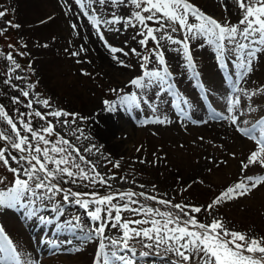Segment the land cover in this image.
Returning a JSON list of instances; mask_svg holds the SVG:
<instances>
[{
	"label": "rangeland",
	"instance_id": "rangeland-1",
	"mask_svg": "<svg viewBox=\"0 0 264 264\" xmlns=\"http://www.w3.org/2000/svg\"><path fill=\"white\" fill-rule=\"evenodd\" d=\"M190 2L222 24H237L242 16L236 0ZM92 7L97 15L105 19L110 18L113 11L121 16L135 11L130 4L116 8L110 4L102 6L94 3ZM0 11L5 13L0 17V70L8 78L11 76L12 91L21 94L18 89L28 90L34 101L33 109L41 112L64 110L76 113L74 124L71 123V116L66 118L69 120L68 126L62 123L65 117H61L59 122L55 117H49V120L56 125V131L60 135L80 149L81 154L95 165L102 176L115 177L109 180L110 188L100 184L91 186L86 182L65 184L63 180L57 181L63 188L69 187L72 191L81 193L98 192L101 195L110 192H144L159 199L170 200L172 204L205 206L244 175H264V168L259 165L250 166L246 173L241 172V161H246L256 149V144L251 141L246 146L243 136L234 126L231 128L235 136L230 139L195 130L201 126L198 125L200 122L206 126L219 121L231 124L230 120L218 117L229 115L228 103L234 96L240 98L236 111L237 114L243 113L240 115L241 121L247 120L252 124L264 117V92L249 99L238 90L251 92L264 88V55L254 62L253 71L248 76L239 79L240 69L233 56L226 52L228 66L222 67L215 47L203 37L189 39L194 69L187 67L180 45L162 40L161 46L171 73L169 82L173 89L170 94L161 92L156 87L140 90L130 84L132 79L142 75V61L131 49L135 48L141 55L148 54L139 44V27L124 29L122 25L113 26L121 28L118 32L104 29L108 43L128 53L127 56L122 53L115 54L124 61L122 66L112 59L113 54L98 38L95 28L84 16L76 0H0ZM189 22L197 21L189 17ZM73 24L77 26L75 29ZM175 27L177 31L171 32L168 29L169 33L175 39L182 40L185 33L179 30L178 25ZM81 46L87 51L81 52ZM154 47L155 43L149 40L148 49ZM73 52L80 54L73 56ZM8 54L20 65L15 71H11L15 66L7 59ZM158 67L152 58L148 68ZM17 76L23 79L17 80ZM29 85L35 87L29 88ZM112 89L120 91L113 92ZM211 91L214 94L219 92L210 100L208 98ZM133 93L142 100L146 99L148 103L142 102L139 109L128 111L119 104L120 96ZM37 95L40 100H49L51 107L45 108L35 103ZM178 97L187 99L188 105L183 106ZM4 98L5 100L0 97V105L5 107L6 102L10 106L13 96L5 95ZM104 101L116 104L117 110L107 111ZM26 105L27 103H23L18 111H32ZM153 105L156 111H153ZM182 107L184 111H181ZM250 107L255 111H249ZM6 111L13 119L19 118L9 110ZM104 112H108L112 121L120 125H116L118 134L114 138L115 147H110L99 133L103 127L100 121ZM213 113L217 116L214 117ZM158 119L166 122L157 123ZM32 124L34 128L46 126L45 121L35 117L32 118ZM21 131L22 134H27ZM92 145L96 147L91 152L85 151ZM5 146V142L0 141V147ZM9 151L12 155H19L10 147ZM205 161L209 163L204 165ZM116 162H119L118 168L113 166ZM12 166L18 165L12 163ZM219 166L221 169L229 167L232 171L228 172L229 180L215 176L214 169ZM194 172H200V175ZM170 173L175 177H171ZM190 174H194L192 182L187 183ZM0 177L5 178L4 184H0V190L11 187L13 174L2 164ZM258 194L264 195V186L248 196L217 206L211 215L207 212L194 215L203 217L206 224L216 217L232 231L261 239L264 238V207L254 209L252 204ZM148 201L143 204L151 207L166 206ZM54 206L63 209L62 217L54 210ZM33 207L35 213L30 215ZM124 216L127 219L140 218L129 213H124ZM76 217H79V226H74ZM0 226L5 229V234L19 254L20 264H93L99 244V239L94 234L91 239H87L94 223L87 217L85 210L78 205L65 203L63 193L57 194L52 200H37L35 205H29V210L21 207L0 208ZM105 234L118 238L121 233L118 228L113 229L109 225ZM55 240H59V243L50 246V242ZM145 242H132L137 252L136 264H172L178 261V257L165 252L163 247L159 250L153 248L154 252L141 257L140 243ZM157 251L160 255L156 254ZM5 256L6 253H0V260Z\"/></svg>",
	"mask_w": 264,
	"mask_h": 264
},
{
	"label": "snow or ice",
	"instance_id": "snow-or-ice-1",
	"mask_svg": "<svg viewBox=\"0 0 264 264\" xmlns=\"http://www.w3.org/2000/svg\"><path fill=\"white\" fill-rule=\"evenodd\" d=\"M236 2L242 16L239 22L233 25L227 22L220 23L202 12L190 0H76L84 16L95 28L98 38L113 54L112 59L122 66H124V61L115 54L122 53L127 56L128 53L122 48L110 45L105 38L104 29L121 31V28L113 27L115 25H122L124 29L128 27L140 28L139 44L148 51V54L141 55L135 48L131 49V52L142 61L140 64L142 75L132 79L130 84L140 90L156 87L159 91L169 94L173 85L169 82L171 73L165 59V51L161 46L162 40L181 46L187 60V67L195 68L189 39L203 37L207 43L215 47L218 62L222 67L228 66L226 52L233 56L236 66L240 69L239 79H243L253 71L254 62L264 55V0H236ZM94 3L102 6L110 4L116 8L130 4L135 11L125 16L117 15L113 11L112 16L105 19L96 14L95 8L92 7ZM4 15L5 13L0 11V17ZM189 17L194 18L197 22L190 23ZM153 25H158V27ZM176 25L179 26V30L185 33L182 40L175 39L168 31L170 29L171 32H176ZM12 26L18 27V25ZM72 27L75 29L77 26L73 24ZM158 33L162 34L158 36ZM133 38L135 39V37ZM149 40L155 43V47L150 50L148 49ZM80 51L84 52L87 49L81 46ZM79 54L80 52L72 53L73 56H79ZM152 58L159 65L158 68H148ZM7 59L15 66L11 71L20 67L11 54H8ZM85 74L87 75V73ZM196 75L199 74L196 73ZM16 79L23 78L17 76ZM5 83L11 84V76L5 80ZM12 87L17 86L12 85ZM28 87L34 88L35 86L29 85ZM18 90L28 101L26 107L32 111L20 113L18 119H13L5 107L0 105V120L10 127L15 137L0 132V141H4L6 144L5 147H0V164L14 177L11 187L0 190V208L21 207L29 210V205H35L37 200L41 202L45 199L52 200L57 194L63 193L65 203L78 205L84 209L87 217L94 223L91 234L87 236V239H91L94 234L99 239L93 264H136L137 252L132 246L133 241H146L143 243V247L146 249L159 250L163 247L165 252L173 253L179 258L172 264H264V238H250L245 233L232 231L225 226L221 219L216 217H213L210 223H201L194 215L201 212L211 215L217 206L252 194L254 190L264 186V175H244L205 206L172 204L170 200L159 199L157 196L144 192H110L101 195L98 192L81 193L65 189L57 181L63 180L65 184L86 182L87 185L100 184L110 188L109 180L115 179V177L105 178L102 176L96 170L95 165L81 154L80 149L69 139L60 135L56 131V125L49 120V117H55L59 122L61 117H65L62 123L64 126H68L69 120L66 118L71 116V123L74 124L76 113L64 110L45 113L33 109L34 101L30 97V92L23 89ZM238 90L249 99L264 92V88L251 92L245 89ZM112 91L120 90L112 89ZM178 98L183 106L188 105L187 99ZM12 102L21 103L19 97H13ZM142 102L148 103L146 99L142 100L135 93L121 95L119 100V104L128 111L139 109ZM35 103L41 104L45 108L51 107L49 100H40L38 95ZM104 104L109 112L117 110V105L111 101H104ZM239 104V96H234L228 103L229 115L218 118L230 120L241 136L256 144V149L250 153L246 161H241V172L246 173L252 165L264 168V117L252 124H249L247 120L241 121L240 115L243 113L237 114L236 111ZM152 108L153 111H156L154 105ZM181 111H184V107L181 108ZM249 111H255V109L250 107ZM213 116L216 117L217 114L213 113ZM33 117L45 121L46 126L34 128ZM156 122L165 123L166 121L158 119ZM242 124L246 126H241ZM21 130L27 134H22ZM73 135H75V131ZM50 137H55V139H50ZM9 147L19 155H12ZM95 147L92 145L85 151L91 152ZM10 161L18 166L13 167ZM113 166L118 168L119 162ZM4 182L5 178L0 177V184H4ZM140 187L144 186L140 185ZM153 188L155 189V185ZM141 197L177 211H161L159 208L148 206L141 203L139 199ZM54 210L63 214L61 207L54 206ZM34 213L35 208L33 207L29 214ZM124 213L140 218L127 219ZM41 219L43 220V218ZM75 220L74 226H79V217H76ZM109 225L113 229H119L121 234L118 238H112L105 234ZM0 253H6L5 258L0 260V264H20L19 254L2 226H0ZM156 254L160 255L159 251ZM139 255L146 257L149 252H141Z\"/></svg>",
	"mask_w": 264,
	"mask_h": 264
},
{
	"label": "bare ground",
	"instance_id": "bare-ground-1",
	"mask_svg": "<svg viewBox=\"0 0 264 264\" xmlns=\"http://www.w3.org/2000/svg\"><path fill=\"white\" fill-rule=\"evenodd\" d=\"M113 121H112L111 115L108 112H104L103 114H101L100 124H103V127H102V129L99 128L100 129L99 133H100L101 137L105 141H107V143L110 145V147H115L116 144H115L114 138L118 134V132L116 130L117 129L116 125L117 124L119 125V123L114 121L116 123L115 124ZM200 125L201 126H198L195 130H198L199 132H203V133L214 134V136H216V137L225 138V139L234 138V136H235V133L232 131V128H231L233 125L229 124L227 122L219 121L218 123H215L213 125L207 124V126H206L203 123H201ZM243 142L245 143L246 146L251 144L248 140H245V139H243ZM130 147H131V145H130ZM171 158H173V157H171ZM205 162H204V165H207L209 163V161H205ZM228 172L232 173V171L229 169V167L221 169V167L219 166L216 169H214V173L216 174L215 176L218 178L223 177V178H225V180L230 179V178H228ZM194 173L200 175V172H194ZM170 175H171V177H175V175L173 176L171 173H170ZM192 175H194V174L189 175L190 177H188L187 183L192 182V180H191ZM252 204H253L254 209L258 208L259 206L264 207V195L258 194L256 199H254L252 201ZM247 212H251V211H247Z\"/></svg>",
	"mask_w": 264,
	"mask_h": 264
}]
</instances>
